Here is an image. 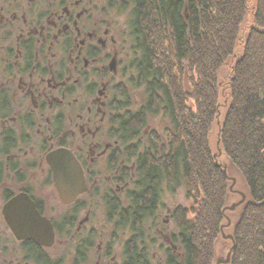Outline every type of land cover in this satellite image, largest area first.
<instances>
[{
    "label": "flooded vegetation",
    "instance_id": "af4514ba",
    "mask_svg": "<svg viewBox=\"0 0 264 264\" xmlns=\"http://www.w3.org/2000/svg\"><path fill=\"white\" fill-rule=\"evenodd\" d=\"M115 1L0 0V264H83L96 253L94 264H154L146 256L152 245L164 251L158 263L175 254L169 218L154 205L144 207L137 187L127 195L123 162L116 161L124 150L113 130L122 112L116 107L137 78L133 60L140 52L131 27L130 51L116 43L108 8L131 1ZM112 155L113 183L122 194L109 196L100 166L104 158L110 166ZM129 167L135 176L136 162ZM96 197L124 231L121 260L114 255L115 231L93 251L95 236L104 235L84 225ZM149 215L150 232L135 226L134 219Z\"/></svg>",
    "mask_w": 264,
    "mask_h": 264
},
{
    "label": "trees",
    "instance_id": "16d2710c",
    "mask_svg": "<svg viewBox=\"0 0 264 264\" xmlns=\"http://www.w3.org/2000/svg\"><path fill=\"white\" fill-rule=\"evenodd\" d=\"M130 1L140 52L130 81L147 97L132 110L123 89L116 107L127 195L137 187L142 205L157 208L164 182L171 191L185 182L189 204L171 211L179 250L169 264H210L228 220V264H264V0ZM150 114L171 126L148 132Z\"/></svg>",
    "mask_w": 264,
    "mask_h": 264
},
{
    "label": "rangeland",
    "instance_id": "374dc122",
    "mask_svg": "<svg viewBox=\"0 0 264 264\" xmlns=\"http://www.w3.org/2000/svg\"><path fill=\"white\" fill-rule=\"evenodd\" d=\"M105 2H107L108 0H104ZM187 1V0H185ZM253 5L256 2V0H249ZM115 2H122V0H116ZM186 3V2H185ZM127 6H126V5ZM131 5V2H124V5L121 6V8H119V5H115V7L113 6L112 9H110L111 11L108 12V14L111 16V21H113L114 23V29H115V38H116V43H120V47L119 49H122V44H124L126 46V48L124 50V52H128L130 51V46L132 44L131 42V31L130 29L132 28L133 25V21H132V25L130 24V19H131V15H133V13L131 14V12H133V9H131V7L129 6ZM109 20V19H108ZM110 21V20H109ZM131 27V28H130ZM121 51V50H120ZM128 55V53H126V56ZM127 85L129 86V92H130V96H132V101L133 104L130 107L132 110H138L139 106L142 105L145 101H146V93H145V87L141 86V87H136L135 85L132 84V82L129 80ZM171 126L170 124V120L168 119V117H164L162 114H158V115H148V120H147V125H146V130L148 132H150L152 129H156L159 133H162V131L165 130V128H169ZM145 140V139H144ZM217 141V138L214 137L213 143L215 145ZM104 162L103 164L100 166V174L104 175V178L102 180V185H103V189H105L106 194L112 195V194H122L119 191H116V187L115 184L113 183V171L110 168V166H108L107 160L106 158L103 159ZM226 164V162H225ZM226 166L228 167V164H226ZM231 172V170H229ZM106 176V177H105ZM112 176V179H110L109 177ZM109 178V179H108ZM186 186H185V182L182 181L178 187H175V190L171 191L169 190V186L167 182H164V184L162 185V196H160V205L159 207H157L158 209H160L158 211V214L162 215V218L165 219L166 217L169 218V222L168 224L171 225L173 228V230H175V225H173V219L172 221H170L171 219V215L170 212L168 211H172V209L178 205H184L187 206V204H189L186 201ZM110 190H112L113 192H111ZM56 196V193H55ZM100 197V196H99ZM98 197V198H99ZM97 197L92 201V209H93V215L90 216L91 220L90 222H86L84 226L87 227V230H89L90 228L93 229V231L96 233H103L104 237L101 236V238H97L95 236V241L93 243L92 246L93 247V251L94 252H98L97 247L101 244L105 245L109 240H111L112 238V231H115V235L113 237V241L112 244H114L113 246V250H114V255H116V259L117 260H121L123 259V249H121V239H123V237L125 236L124 231H120L121 229H117L115 228V221L114 219L118 220L117 217H115V215H113V217H111V221H109V216L106 215L107 210H109V208H107L108 206L106 204H103V200H99ZM245 198V194H242V199ZM237 198L233 197L230 199V202L228 204V209H235L236 206L238 205V202L236 201ZM2 202V200H0V203ZM96 202H99V204L95 205ZM237 202V203H236ZM114 205V204H113ZM233 205H235V207H232ZM95 206L99 207L98 212L95 210ZM1 207V205H0ZM112 210V209H111ZM114 214V213H113ZM85 216V211L82 212L80 214V217L83 218ZM132 219H134L132 217ZM152 219H154V216L149 215V217H144L141 218L140 221H136L135 220V226L136 227H142L143 231H147L150 232L151 230L146 229L145 225L147 224H151ZM162 222V220H161ZM3 221H2V215H1V211H0V225H2ZM4 226V225H3ZM232 228V223L231 220H228L227 224H223L218 237V242L216 243V250L218 249V253H217V257L211 260L210 264H228L230 262V259L227 261L228 259V254L230 253L231 255V250L232 247L234 246L232 243V239H233V234H230L228 231L229 229ZM174 232V231H173ZM110 238V239H109ZM175 244V242H174ZM175 247V254L178 252L179 248L177 249L178 246H176V244L174 245ZM225 247H228L229 251L226 252H222L221 250L224 249ZM148 249V248H147ZM146 249V251H147ZM220 251V252H219ZM159 253H161L162 255L164 254V251L162 248H156L152 246H149V250L146 252V256H150L152 255V257L155 259V263L154 264H169L170 260L167 259V261L164 263L162 262H157L158 260L156 259L157 256L159 255ZM174 253L171 254V256L175 255ZM154 255V256H153ZM169 252H166V256L169 257ZM219 255V256H218ZM229 255V256H230ZM231 258V256H230ZM95 261H97V253L96 256L93 257L91 256L90 260H87L85 263L83 264H94Z\"/></svg>",
    "mask_w": 264,
    "mask_h": 264
},
{
    "label": "water",
    "instance_id": "95a60500",
    "mask_svg": "<svg viewBox=\"0 0 264 264\" xmlns=\"http://www.w3.org/2000/svg\"><path fill=\"white\" fill-rule=\"evenodd\" d=\"M243 200V199H242ZM232 207H235V205H233ZM230 253L227 255L228 256V259H227V261L230 259Z\"/></svg>",
    "mask_w": 264,
    "mask_h": 264
}]
</instances>
